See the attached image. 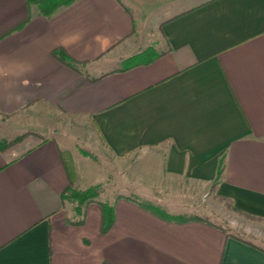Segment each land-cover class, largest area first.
Listing matches in <instances>:
<instances>
[{
	"label": "crops",
	"instance_id": "0c3cea01",
	"mask_svg": "<svg viewBox=\"0 0 264 264\" xmlns=\"http://www.w3.org/2000/svg\"><path fill=\"white\" fill-rule=\"evenodd\" d=\"M184 1L147 37V18L171 0H76L50 17L0 0V142L33 130L44 138L0 151V264H264L250 240L142 206L178 217L214 189L264 219V0ZM149 48L160 56L148 65L106 68ZM89 130L109 170L48 134L87 140ZM63 150L76 190L110 183L107 233L99 204L78 225L77 204L63 203Z\"/></svg>",
	"mask_w": 264,
	"mask_h": 264
},
{
	"label": "rangeland",
	"instance_id": "374dc122",
	"mask_svg": "<svg viewBox=\"0 0 264 264\" xmlns=\"http://www.w3.org/2000/svg\"><path fill=\"white\" fill-rule=\"evenodd\" d=\"M189 1V0H188ZM198 0H193V2H196ZM190 3H186L184 0H171V2H164V4L161 5V7L156 10L151 17L147 18V22L145 23V29L148 33L151 30L155 31V25L161 21H163L168 16L174 14L175 12L183 9V7H187ZM33 7H37V5H31ZM154 31L152 32V35H154ZM150 35V34H149ZM125 65H127V62H116L113 64H107V69H113V68H123ZM65 131L61 132H50L48 133L51 136H58L60 135L63 137V139L66 141L67 144H63L65 147H69L71 150H73L74 155L78 160L81 158H90L93 160L96 164L102 166L104 170H109L111 167L110 165H115V162L113 159H110V154L107 152V150L100 144L99 142H94V133L89 130V136L90 139L87 138V140L82 139H76L72 136L64 135ZM21 136L18 138L24 136L25 134L27 137L17 146H14L10 152H13L15 150H25L30 148L34 143H39L40 141H44L40 135H38V131L33 130L29 132H19ZM18 133V134H19ZM18 138L13 139V142L16 141ZM58 141H60L61 138H57ZM108 160V161H106ZM102 171H98L100 174V177L105 178L106 174ZM110 184V183H109ZM109 184H103L99 186H95L94 188H98L100 190V194L97 197V201L102 202L106 200V198H114L115 196L109 195L107 196ZM71 202V201H68ZM74 204H77L76 201H72ZM146 204H155L154 201H146ZM158 205V204H157ZM159 206V205H158ZM186 207H182L181 210L178 211L177 215L182 218H200L205 221H208L210 223L215 224L216 226H219L227 232L228 235H232L234 237H240L242 239H247L252 241L253 243L261 246L264 249V220H257L252 219L249 217H246L242 214L237 213L233 209H231V204L225 203L223 201H219L217 199V196L215 195L214 189H211V193H209L208 196L203 195L201 199L196 202L195 205H189L186 204ZM164 211H168V209H165L162 207ZM171 213V212H170ZM176 214V213H175Z\"/></svg>",
	"mask_w": 264,
	"mask_h": 264
},
{
	"label": "trees",
	"instance_id": "16d2710c",
	"mask_svg": "<svg viewBox=\"0 0 264 264\" xmlns=\"http://www.w3.org/2000/svg\"><path fill=\"white\" fill-rule=\"evenodd\" d=\"M76 0H27V3L29 6L31 5H37L38 10L41 15L45 17H50L54 13H56L58 10L67 7L71 5ZM55 57H57L61 62L65 63L66 65L72 67L76 63L75 60H73L64 50H57L54 52ZM160 55H158L153 48H149L145 50L144 52L134 55L128 59L125 60L127 62V65L123 67L124 70H128L131 68H134L139 65H148L152 62H154ZM27 137L25 134L24 136L18 138L16 141L8 142L6 140L0 142V151L1 152H10L14 146L19 145L22 143V141ZM60 156L62 160L63 167L65 169L67 178H68V186L65 190V192L62 194V201H76L77 206L75 208V212L77 216L81 217L78 221L75 222V224L82 225L84 223V209L85 206L91 204V203H97L101 206L102 209V224H101V233L105 234L107 233L114 224L115 221V206L103 202L97 201V197L100 194V190L98 188H89L85 191H78L75 189V183L77 181V171L75 167V163L72 157V154L68 150L60 151ZM221 173V170H219V175ZM217 196V195H216ZM217 199L219 201H223L225 203H229L225 198L217 196ZM142 206L153 213L156 216H159L165 220L169 221H178V222H188L193 220H203L200 218H182V217H174L169 215L166 211L162 209L161 206H158L157 204H142ZM234 211H236L239 214H242L246 217L257 219V220H264L261 218H257L251 215H248L246 213H243L237 209H235L232 205L230 207ZM205 221V220H203ZM207 223L211 225H215L213 223H210L206 221ZM221 228V227H219ZM225 231V229L221 228ZM226 232V231H225ZM239 238V237H236ZM240 239V238H239Z\"/></svg>",
	"mask_w": 264,
	"mask_h": 264
}]
</instances>
